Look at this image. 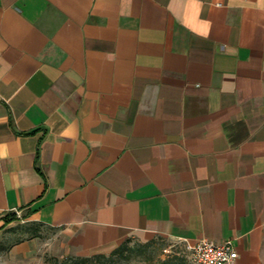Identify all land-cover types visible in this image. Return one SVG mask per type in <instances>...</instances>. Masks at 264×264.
<instances>
[{
	"label": "crops",
	"instance_id": "1",
	"mask_svg": "<svg viewBox=\"0 0 264 264\" xmlns=\"http://www.w3.org/2000/svg\"><path fill=\"white\" fill-rule=\"evenodd\" d=\"M15 223L59 258L163 237L264 264V0H0Z\"/></svg>",
	"mask_w": 264,
	"mask_h": 264
},
{
	"label": "rangeland",
	"instance_id": "2",
	"mask_svg": "<svg viewBox=\"0 0 264 264\" xmlns=\"http://www.w3.org/2000/svg\"><path fill=\"white\" fill-rule=\"evenodd\" d=\"M38 231L40 232H32L25 225L15 223L9 230L10 236L5 235L0 239V262L4 264H60L71 257H76L59 258L51 251L46 250L42 244L30 245L29 254L25 249L13 250L16 243L31 239L32 233L38 235L41 242L51 235V231L48 229ZM138 242H141L142 245L139 246ZM129 245L134 246V249L122 255L109 257L110 251L88 255L92 256L88 264H197L182 242L154 237L149 241L132 239Z\"/></svg>",
	"mask_w": 264,
	"mask_h": 264
},
{
	"label": "built area",
	"instance_id": "3",
	"mask_svg": "<svg viewBox=\"0 0 264 264\" xmlns=\"http://www.w3.org/2000/svg\"><path fill=\"white\" fill-rule=\"evenodd\" d=\"M185 246L197 264H235L238 256L230 239L222 242L201 239L193 244L185 242Z\"/></svg>",
	"mask_w": 264,
	"mask_h": 264
},
{
	"label": "trees",
	"instance_id": "4",
	"mask_svg": "<svg viewBox=\"0 0 264 264\" xmlns=\"http://www.w3.org/2000/svg\"><path fill=\"white\" fill-rule=\"evenodd\" d=\"M132 241V238H127L124 241H122L116 248L110 251L109 257H113L116 255H122L129 250H133L134 246H130V242ZM149 241V240H148ZM138 245H142L141 242H138ZM92 259V256H76L71 257L60 264H88Z\"/></svg>",
	"mask_w": 264,
	"mask_h": 264
}]
</instances>
